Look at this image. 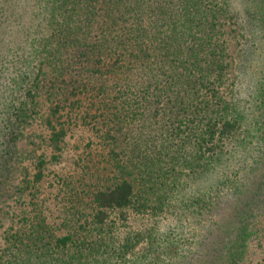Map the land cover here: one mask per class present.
Instances as JSON below:
<instances>
[{
  "label": "trees",
  "instance_id": "16d2710c",
  "mask_svg": "<svg viewBox=\"0 0 264 264\" xmlns=\"http://www.w3.org/2000/svg\"><path fill=\"white\" fill-rule=\"evenodd\" d=\"M40 100L32 185L74 124L106 152L57 224L37 211L5 235L0 264L241 263L264 211V0H0V192ZM230 184L197 245L175 233Z\"/></svg>",
  "mask_w": 264,
  "mask_h": 264
},
{
  "label": "rangeland",
  "instance_id": "374dc122",
  "mask_svg": "<svg viewBox=\"0 0 264 264\" xmlns=\"http://www.w3.org/2000/svg\"><path fill=\"white\" fill-rule=\"evenodd\" d=\"M223 31L229 53L228 59L231 61L236 49V33L228 24H224ZM231 78L232 70L229 68L228 82ZM244 84L245 80L241 85ZM47 109L48 103L40 100L37 114L21 123L18 128L19 136L7 165L8 177L0 192V247L4 245L3 240L7 233L24 227V224L37 211L46 218L48 223L57 224L69 198L73 197L75 192H80L83 188L82 183L87 181L89 173L100 167L106 152L90 127L74 124L65 137L58 161L48 162L44 168L43 179L32 185L31 179L37 157L43 156L47 159L50 155V148L47 145L48 128L44 124ZM237 163L243 166L239 169L242 171L244 166L252 165V160L244 161L239 158ZM27 180L30 183H27ZM27 186L31 188H26ZM232 186L230 184L221 187L214 194L212 204L207 206L199 223L192 222L191 218L183 217L181 221L183 232L175 233L182 239L191 237V234L195 233L194 244L197 245L198 241L212 229L220 206L232 193ZM129 218L134 222H140L135 217L129 216ZM165 219H169L172 223L176 222L172 216ZM165 219H159L160 226L166 224ZM62 232L63 229L57 230V233ZM190 260L188 255L182 264H192ZM240 264H264V211L252 226V234Z\"/></svg>",
  "mask_w": 264,
  "mask_h": 264
}]
</instances>
